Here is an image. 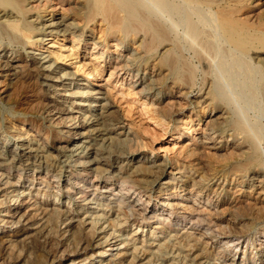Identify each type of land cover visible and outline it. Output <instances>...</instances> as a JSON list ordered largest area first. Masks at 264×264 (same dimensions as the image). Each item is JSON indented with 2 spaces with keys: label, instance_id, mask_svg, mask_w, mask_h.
Here are the masks:
<instances>
[{
  "label": "bare ground",
  "instance_id": "6f19581e",
  "mask_svg": "<svg viewBox=\"0 0 264 264\" xmlns=\"http://www.w3.org/2000/svg\"><path fill=\"white\" fill-rule=\"evenodd\" d=\"M239 3L243 0H0V210H9L5 214L7 218L0 219V224L4 222L0 225V264L110 263L97 258L103 255L99 249L110 241L105 237L108 228L121 220L120 214L111 212L112 208L98 207L90 212L93 207H89L80 217L69 207L64 211L59 205H48L45 201H29L21 204L17 213L12 212L13 209L10 211L11 198H29L34 196L33 192L43 195L53 192L60 197L57 201H61L62 192L72 194L69 205L81 202L89 206L93 200L102 199L110 206L115 200L120 205H127L132 215L141 220L151 214L149 218L167 222L172 221V216L191 221L197 218L198 222L199 219L203 222L202 218L207 215L200 213L209 210L212 216L209 220L208 215L209 221H214L219 228H232L241 239L247 238L252 230L257 232L264 227V148L259 147L264 141V128L259 127L260 134L254 138L250 136L240 115L242 111L229 99L222 81L225 79V83L238 86L240 98L246 102L243 104L256 106L264 116V0L248 7L238 6ZM174 17L179 18L191 37L202 43L204 53L196 51L194 54L203 75L200 86L197 67L183 62L176 41L180 38L172 37L175 23H168L167 18L172 21ZM98 23L101 25L97 26ZM65 41L71 46L68 47ZM131 41L138 45L141 56L127 57L120 54L122 51L114 56L105 53L113 47L130 52ZM224 45L230 49H225ZM205 48L215 52L216 58L222 56L217 68L214 65L224 77L222 82L212 68ZM101 49L106 51L99 53ZM79 51L92 53L94 59L86 62ZM72 65H78L77 71ZM106 72L110 77L119 74L127 77L123 78L126 79L124 85L130 90H138L140 97L157 106L153 112L155 118L170 121L176 111L175 116L180 114L183 106L201 115L200 119L205 120L202 137L200 140L194 137L188 144L214 151L232 149L231 155L241 162L238 161L239 166L235 168L242 179L233 191L247 204L240 221L248 220L250 224L236 223L213 214L215 202L206 189L195 186L196 183L191 190V187L178 189L165 180L164 162L138 155L136 146L145 139L148 131L122 107L125 98L120 101L112 87L98 83ZM26 89L33 91L35 99L31 110L23 115L35 118L38 127L18 124L11 116L5 117L1 110L14 91ZM196 89L198 94L189 100ZM246 106L239 107L244 109ZM260 120H257L258 124ZM228 137L233 141L232 145L223 146V140L228 142ZM235 168L230 169L235 171ZM126 183L137 186L144 193H156L161 208L156 203L150 210L142 206V192L139 199L128 196L123 202L121 199L126 190L123 184ZM192 211L199 212L194 214ZM63 218L68 225L62 231L57 229L56 223ZM130 218L127 215L123 219L131 222ZM8 225L15 228L5 230ZM102 234L106 235L100 237ZM133 236L130 239L137 234ZM174 237L179 239L177 235ZM207 239L204 232L197 230L181 241H189V244L192 241L193 246H197V260L203 254L210 255ZM137 240L132 248H128L130 244L127 243L122 257H131L134 264H163L168 240L157 244L144 240L141 247L135 244ZM51 243L58 252L53 258ZM243 243L238 242L237 249H241ZM147 246L157 249H144ZM37 248L47 253V260L40 258ZM21 250L26 254L23 255ZM262 251L259 252V264H264ZM240 256L233 263L243 262L244 257L241 259ZM197 264L214 263L205 258Z\"/></svg>",
  "mask_w": 264,
  "mask_h": 264
},
{
  "label": "rangeland",
  "instance_id": "374dc122",
  "mask_svg": "<svg viewBox=\"0 0 264 264\" xmlns=\"http://www.w3.org/2000/svg\"><path fill=\"white\" fill-rule=\"evenodd\" d=\"M259 1L260 0H243V3H239L238 6L244 5V6L248 7L252 3H254V2L258 3ZM167 19H168V23L169 22L170 23H172V22L175 23L174 25H175L176 28L173 26L172 37L174 39L180 38V39H178L176 41H177L178 46L180 48V54H181V58H182L183 62H186L188 65L190 64L191 66L193 65V67H197V75H196L198 77L197 78V83L199 84L198 86H200V84L202 83L203 75L201 74V70H199L200 66H199V63L197 62V60L195 59L196 55H194V54H195L196 51L204 53L203 50H202V43H201L200 40L194 39L193 37H191L187 33V29L179 21V18H177V17L175 18L174 17V18H172V21H170L169 18H167ZM100 25H101V23H98L97 26H100ZM210 33L214 34L213 31H210ZM184 35H186L187 37L184 38ZM65 44H68V47L71 46L70 45L71 43H68V41H65ZM114 44H116V42H114ZM129 45H130V47H132L131 48L132 50L130 51L132 53H130L129 51H125V49L122 48V47L119 50H116L113 47L108 52H105L106 51L105 49L104 50L101 49L99 51V53L105 52L106 54H108V56H114V55H119V53L122 51L120 54H124L127 57L132 56V55L133 56L134 55H136V56H141L142 55V51L139 49L138 45L135 44L134 41L129 42ZM49 46L50 45H48L46 47L47 49L45 48L44 50L47 51ZM56 47H58V46H56ZM223 47L225 49L227 48V50L230 49V47L227 46V45H224ZM88 48H90V51H91L92 48L91 47H88ZM181 48L184 49V50H182ZM187 48H188V50H187ZM206 51L208 52L207 55L209 56L211 66H212V68H214L216 70L217 76L219 77V79L221 81L222 79H224V77H222L223 75H222V73L220 71L217 72L218 70L216 69L217 68L216 66L219 65V63L221 62L222 56L218 55V57L216 58L215 52L213 53V52H211V51H209V50H207L205 48V52ZM80 52L81 51H79V53ZM115 52H117V53H115ZM181 52H183V53H181ZM184 53H185V56H184ZM212 53H213V55H212ZM81 54H82V58L86 59V62L91 60V59H94V57H92V55H91L92 53H90V55H88V54H84L83 51H82ZM80 59H81V57L79 58V60ZM81 60L83 61V59H81ZM70 63H71V61H70ZM70 63L68 62L67 65L71 66ZM214 65H215L216 68L214 67ZM72 67H74V69H76L75 71H77L78 65L77 66L76 65L75 66L72 65ZM219 73H220L221 77L218 75ZM79 74L81 76V73H79ZM109 74H110L109 72H106L104 74V76L101 79H99L98 83L99 84L101 83L102 85L106 84V86L108 85L109 88L112 87L113 89L111 88V90H113L112 91L113 94H115V95L118 94L117 97H118V99L120 98L119 99L120 101H121L122 98H125L124 101L122 99V107L124 109L126 108L125 110L130 112V116H132V118L134 120L139 122V124H141L143 126V128L146 131H148L146 133L145 137H144L145 139L143 141H141L136 146V150H138V153H139L138 155L146 156V157L149 156L153 160H160V162L161 161L164 162L165 169H166L165 180L170 181V185L173 184L176 187H178V189L179 188H181V189L188 188L189 189L191 187L190 188V190H191V189L194 188V186H193L194 183H196L198 185H195V186H199L201 188L206 189L207 190V195L212 198L213 202H215L214 203L215 207L212 206L213 209L211 211V212H213V214H216L217 216H219V217H221L223 219L233 220L236 223H240L241 224V222H242V224H248V223L250 224L251 222L248 221V220L240 221V217L243 216L244 213H245L244 209L246 208L247 204H246L245 200H243L239 195H237L233 191L235 189L236 185L240 184L242 179L241 178L239 179L240 174L238 173V171H236L238 169L235 168V167L239 166L238 163H241V162L239 160L234 159V157L231 155L232 153H231L230 150H232V149H230V150L229 149H225L223 151L222 150L214 151V150H211V149L202 148L201 146L200 147L198 146V148L195 145H193V147H190L192 145L188 144L189 141L191 139H193L194 137H195V139L197 138V140H200L201 137H202V133H203L202 129H204L205 120L204 119L203 120L200 119L201 115L198 114L195 110H192V108L191 109H187V106H183L182 108H184V109L181 110L180 114L175 116L177 114V111H176L175 112L176 114L174 113V115H173L174 117H172L170 119V121L168 119L167 120L162 119V118L159 119V117L155 118L153 116L154 115L153 112L155 111V109H157L156 105H154L148 99L140 97V95L137 94L138 90H133V89L130 90V87L128 85H124V83L126 82V79H123V78L125 76H122V75L119 74L118 76L115 75L114 77H110ZM125 78H127V77H125ZM215 79H216V77H215ZM222 81L224 83V88H225V91L227 92V94L229 96V99H231L233 101L235 107L238 110H241L243 112V113L240 112L241 113L240 115H241L242 121L244 122V124L246 125L247 129L250 132V136L251 137L253 136V138H254L256 135H259L260 134V132H258L259 129H260L259 127H263L264 128V116H263L262 112H260L256 106L254 107V105L243 104V103H246V102L240 98V95H239V93H240L239 90L240 89H238L239 88L238 86H236V85L234 86L233 84L231 85L230 83H225V79L222 80ZM197 94H198V90L196 89L193 92V94L188 99L189 100L193 99V97L195 95H197ZM16 95H18V96L15 97ZM29 95H31V96H29ZM235 95H237V97H235ZM27 99H29V100H27ZM34 99H35V96H34V93H33V91L31 89H26L24 91H22V90L21 91H17L16 90V91L13 92V94L11 96V99L8 102L4 103L5 107L1 108V110L3 111L5 117H10L11 116L18 124H23V123L24 124H31V125H34V126L38 127L40 125H39L38 121L35 118H33L31 116L23 115L24 113L29 112L31 110V108H32L31 106L34 105V103H33ZM28 101H29L30 104L28 103ZM184 101L186 102V100H184ZM124 102H125V104H124ZM151 103H152V105H151ZM187 103H189V102L187 101ZM20 104H21V106H20ZM127 104H129V105H127ZM131 104H132V106H131L132 110H131V108L127 107V106H130ZM238 105L241 108L245 107L246 105L247 106H246V108L241 109ZM25 109H26V111H25ZM251 109H252V111H251ZM253 109H254V111H253ZM196 110H199V108H196ZM243 114H245L246 116L243 115ZM255 114H256L257 118H256ZM253 116L255 118L252 119ZM257 120H260L259 124H258ZM228 138H226V139H228ZM227 143L232 145L233 141H231V138L228 139V142H227V140L226 141L223 140L222 145L223 146L229 145ZM184 146L187 149L188 148L189 149L187 150ZM180 147H182V148H180ZM259 147L261 148V150L264 148V141L259 145ZM175 151H176V153H175ZM224 151H226L227 154ZM178 152L181 153L182 155L179 154ZM213 152H217V153H213ZM196 154H198V155H196ZM228 155H230V156H228ZM190 156L191 157L193 156L194 160ZM199 160H200V162H199ZM229 167L230 168L234 167L235 171H234V169H233V171H231V169ZM206 173H208V175ZM199 175H200V177H199ZM191 177L193 179L195 178V180H193ZM187 184H188V186H186ZM190 184H191V186H190ZM26 185H29V183H26ZM117 185L120 186L121 184L118 183ZM123 187L126 188V190H124V192H123L124 193L123 195L125 197H123L121 199L123 202H126L128 200V198H129L128 196H132V199L133 198L134 199L135 198L139 199V196H140L139 193L142 192L141 197H140V199L142 198L141 199L142 206L148 207L149 208L148 210H150V208L153 206V204L156 203V206L161 208V201L156 197V193H153V192L144 193L143 191L138 189L137 186L129 184V183L123 184ZM61 194H62L61 195V201H59V200L57 201V199L60 198V197H57L55 195V193H53V192H50L47 195L37 194V192H33L34 196H30L32 198H30V197L28 198V196H26V197H23V199H22V197H21L22 201L20 200V197H13V198H11L12 208H10V211L13 209L12 212L17 213L18 210L20 209V207H22L21 204H23V203L25 204V203H27L29 201L31 203L36 202V201L37 202H40V201L44 202L45 201V202H48L47 203L48 205L54 203V205L57 204L60 207H62V210L64 208V211H67V207H69V209L71 211H76L77 213H79L80 217L84 216V215H82L83 212L85 211V209H87L89 207L90 208L93 207L92 209H89L90 212L92 210H97L96 207H98L99 209L103 208L104 210H109L110 208H112L111 212H116V215L120 214L121 220L119 219L118 221H116L114 226L112 225L111 227L108 228L109 232L107 233V235L106 234H102L100 236V237H103V236L106 235L105 237L106 238L109 237L110 241L106 244L107 246H105L104 248L99 249L100 252H103V255H101V257L97 258V260H99V259L106 260V263L107 262L109 263V261H110L109 264H113V263L114 264H121V263L122 264H134V263H132L133 260H132L131 257H129V256L128 257H122L121 254L127 248L126 247L127 243L130 244L128 248H132L133 247L132 244L134 243L135 239H137V238L139 240H137L135 244L137 246H139V247H141L143 245L142 242L144 240L150 242V244H152V242H154V244H157V242H161V240H162L161 243H163V241L167 242V240H168L167 245H169L168 246L169 249L167 248L163 252L164 253L163 255H165V257H163V260H162L163 264H167V263L168 264H192V263L193 264H197V263H200L201 260L204 261L205 258L206 259L207 258L211 259L212 263H214V264H220V263L221 264H226L228 262H231V263H228V264H237V263H233V260L238 258L240 255H241L240 258L244 257V261L243 262L240 261L238 264H259L260 263V253L259 252H261V249L263 250L262 254H264V246H263L264 245V227H260L257 230V232H254L252 230L250 232V235L247 238L241 239L238 236V234L235 233L236 231L234 232V230L232 228H226V227L219 228L217 225L214 224V221H209L210 218L212 217V216L209 215L210 213H208L209 210L208 211L203 210V212L200 213L201 215L202 214L207 215V218H208V215H209V220L206 217L202 218L203 222H201L200 219H199V222H198V219L196 217H195L196 219H194L195 221L192 220L193 221L192 222L189 219H182V218H178L177 216H175V217L172 216V218H171L172 221L171 222H167V221L159 220L158 218H149L151 216V214L148 215L147 219L141 220V218L137 217V215H132V212L130 211L129 207H126L127 205H124L123 203H121V205H120V203L115 201V200L113 201L114 202L113 205L111 204L110 206H107L108 203H109L107 200H102V199H97L96 201L93 200L92 203L89 204V206L85 205V203H81V202H74L75 203L74 205L72 203H71V205H69L70 202H71L69 197H72L73 195L72 194H67L65 192H62ZM182 194H184V193H182ZM179 201H181V200H179ZM19 202H20V204H18ZM200 206H202V205H200ZM113 208H115L116 210L113 209ZM199 208L201 209L202 207H199ZM199 208H197V209L199 210ZM237 208H239V209H237ZM81 209H84V210H81ZM216 209H218L219 211L216 210ZM3 210L4 209L0 210V219H3L5 217L7 218V215H5V214L9 213V210L8 211H3ZM162 211L164 213V210H162ZM198 212L199 211H197L196 213H198ZM99 213L101 214V213H103V211H101ZM192 213H194V212L192 211ZM196 213H194V214H196ZM164 214L168 215V213H166V212ZM222 214H225V215H222ZM127 215L131 216V218H130L131 222H130V220L129 221H124L123 218H125ZM168 216H171V215H168ZM113 217H115V215ZM64 219L65 218H63V220H61V221H57V223H56L57 229H59V230L61 229L63 231L65 229V227L68 225L67 221H65ZM187 220H188V222H187ZM207 220L209 222H207ZM120 222H122V223H120ZM3 223H1L0 225H3ZM192 224H194L195 226L192 225ZM85 227L90 228V226H88V225H86ZM14 228H15L14 226L11 227V226L8 225V227H6L4 229L5 230H9V229L13 230ZM185 230H187V231H185ZM197 230H198V232L200 231L201 233L204 232V234L209 238V239H207V241L206 240L205 241L208 242V243L210 242L209 245H208V248L210 250V255H208V257H206V255L203 254L201 257H199L200 259L198 258L196 260L195 256L198 255V253L196 252V247L197 246L194 247L192 241H190V244H189V241L187 243V241H181V240L183 239V237L185 238V236L187 234H189L190 232L197 231ZM165 231H166V233H165ZM182 231H184V232H182ZM135 233L137 234V236H135V238L133 240L130 239V238L134 237L133 234H135ZM177 233L180 234V235H178ZM173 235L174 236L177 235V237H179V239L177 240L176 237H174ZM113 236H115V238H113ZM150 238H152V240H150ZM169 239H170V241L171 240L172 241L169 242ZM175 240H176V243H173V241L175 242ZM222 240H223V242H222ZM237 240H239V241H237ZM114 241H117V242L114 243ZM122 241H125V242H122ZM128 241H130V242H128ZM212 241H216V242L213 243ZM238 242L239 243H243V247L241 249H237V247H236V244ZM187 244L189 245L188 247H187ZM261 244H262V246H261ZM172 245L176 249L177 248L178 249L177 250L174 249ZM54 246L55 245H53L51 243V247H52V251H53V254H52L51 258H53V257L58 255L56 247H54ZM170 246H172V247L170 248ZM146 248H148V249H157V248H154V247H152V248L150 247L149 248L148 246L144 247V249H146ZM36 251H37V254L40 256V258L47 260V253L42 248L41 249L37 248ZM131 251H132V249H131ZM20 252H22L23 255L26 254L25 250H21ZM138 252L140 254L142 253L141 251H138ZM169 252H170V254H169ZM159 253H162V251L161 252L159 251ZM244 253H245V256H244ZM166 254H167V258H166ZM48 257H49V255H48ZM51 258H48V259H51ZM169 259H171L172 261L169 260Z\"/></svg>",
  "mask_w": 264,
  "mask_h": 264
}]
</instances>
